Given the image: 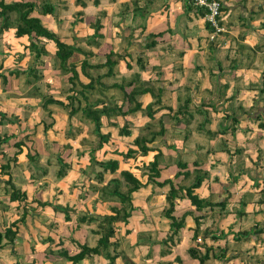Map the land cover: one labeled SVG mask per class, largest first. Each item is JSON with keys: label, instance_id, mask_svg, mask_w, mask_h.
Instances as JSON below:
<instances>
[{"label": "crops", "instance_id": "1", "mask_svg": "<svg viewBox=\"0 0 264 264\" xmlns=\"http://www.w3.org/2000/svg\"><path fill=\"white\" fill-rule=\"evenodd\" d=\"M4 1L8 3L15 0ZM62 1L68 3V0H50L49 4L51 3L50 5L53 10L50 14H39L37 9L39 8L38 6L41 0L38 4L35 1L38 8L33 10L30 15L37 17L40 23L48 30L57 34L61 41L79 46L83 51H91L93 54L87 57L90 64L103 61L104 54L109 50L120 54L125 53L124 59L119 60L115 65L114 75L102 79L105 85L111 84L112 82L120 83L123 79L132 77L133 73H138L142 81H153L155 82L154 84L157 81L165 92L169 94L176 92L174 106L164 99V103L171 108L174 109L176 107L178 103L177 99L182 100L187 95L190 97V107H195L193 109L194 118L190 128H188L189 134L187 138L188 140L198 141L199 143L194 144L191 148H184L182 151L187 156L190 153L186 152L187 150H191L193 154L191 160H185L187 161L186 169L191 170L192 160L199 158L202 161L200 168L207 172V176L198 187L193 189V193L198 198L208 197L212 203L223 198L226 199L222 208L215 206L203 209H196L186 197L175 199L172 214L176 220L182 217L183 224L177 229L176 234L172 236L174 243H169L171 245L169 248L178 250L186 247L190 243V238L194 241L199 239V243L194 246L199 248L200 251H203L205 246H211L215 252H218V249L221 248L225 250L224 255L220 259L215 258L210 260L212 264H252L249 261L253 260V258H255V264H264V127L261 128L258 126L264 119V115L261 112L264 107V0H218L220 2V14L217 20L223 30L214 33L213 38H210V32L206 26L207 21L204 15H199L198 9L202 10V8L193 6L185 0H136L135 8H133L134 6L130 0H106L109 6H103V4L99 3V0L97 4H93L92 0L91 2L80 0L84 4L80 6L76 3L80 1L72 0L74 6L73 9L72 6L70 7L71 11L67 14L68 18L66 19L64 18L65 15L59 11L60 7H66L67 5L59 4ZM89 4L95 9L93 14H88L87 12V7H90ZM77 11L80 14L76 15ZM96 18L100 20V32L103 35L99 40V45L92 46L87 44V39L93 32L91 23ZM59 28H72L71 36L66 35L67 37L64 36L63 38L59 35V32H61ZM149 34H156V36L151 39L148 38ZM0 35L4 38L9 35L12 37H9V39L11 38L10 40L3 39L4 43H12L10 45L11 49L8 50L11 54H5L0 46V104L5 105V108L10 107L11 109L13 107L11 112L4 111V108H1L0 112L7 114L8 117L9 115L10 117L15 115L17 119L13 124L8 122H2L0 124V133H12L13 138L9 140L10 143V141L13 142L21 138L25 133L27 134L25 128L28 127L21 126L22 123L20 121L23 120V117H21L22 115H20L21 112L19 109H29V105L36 106L37 104L41 110L40 97L33 95L32 86L34 82L27 84L32 88L27 87L26 90H24L25 88L19 90L20 85L19 80H17L19 76L16 77L13 74L14 71H23L29 66H23L24 59L28 57L27 54L34 55L33 51H29L26 48L27 38L24 36L15 37L13 28L4 30ZM38 40V44L42 45L43 54H45L44 57L51 60L54 59L56 62L54 68H56L57 59L54 57L55 47L53 42L42 37H39ZM149 40L154 41V46L141 51V45ZM104 46L107 47L106 51L104 50ZM84 57V55L75 52L69 61L78 64ZM137 57L143 59V65L145 66L143 70H139L135 64ZM9 60H11L10 64ZM4 62H7V64ZM125 62L130 64L129 69L126 68ZM40 67L44 66L41 65ZM40 71L42 78H44L45 74L43 72L45 70ZM57 71V69L54 70L55 73ZM89 71L95 73L94 69H90ZM123 71L130 73L128 77H125L126 74ZM102 72H104V69L100 70V73ZM116 76H120L119 82L116 78L114 79ZM22 77L25 79L24 74ZM108 79L111 80L108 81ZM79 80L85 82L87 79L79 75ZM38 85L36 84V86ZM128 89L129 87H126V90ZM112 90L116 89L108 88L106 91H102V93L108 97H113L116 101L118 97H116V92ZM38 91L41 92L39 88ZM26 92H29V95ZM44 93H49V91H45ZM53 93L50 91L53 98L59 99ZM95 97L102 98L101 94H97ZM93 99L89 100L91 101ZM137 99L142 103L141 107H144L146 103L151 101L148 93L139 96ZM211 102H213V105ZM254 103L256 104L254 105ZM83 104L81 103V105ZM226 105L228 106L226 107ZM54 106L56 105H48L50 111L54 110ZM237 106H244V109L248 110L247 113L237 115L235 122H232L229 116L225 118L229 115L228 112ZM224 108L228 111L224 110ZM255 108L256 111L253 112ZM195 109L197 112H195ZM41 113L43 116H38V124L33 122L35 124L32 127L35 128V131H37L36 128L41 129L46 136V132L48 133V130L54 126L56 121L54 117L53 119L49 118V120H46L44 117L46 113H43L42 110ZM161 113H164V111H161ZM256 115L257 117L255 118ZM141 118L145 119L138 126L148 120L140 112L135 113L133 116H116L114 119H111L114 122V126L107 125L106 119L101 118L102 127L100 131L102 133L109 132L111 138H125L133 133L132 129L128 126L130 122L140 121ZM204 118H207L205 122ZM64 119V125L61 130L62 137L65 138L64 142L59 145L52 138L48 137L47 142H44L45 146L43 147V151L47 155L45 157H51V159L53 157L54 161L51 159L48 160L51 164H56L55 155L60 153L63 161L70 164L68 170H76L78 165L75 166L76 162L73 163L72 159H75L78 155H80V158L85 159V165L89 164L87 152L90 144L88 145V150L82 152L85 149L83 145L86 143H81V140L84 138L88 141V133L77 117H71L67 120V114H65ZM74 120L76 123L73 122ZM163 121H167V116L163 115ZM50 122L52 124L44 131L42 124ZM67 122H69L68 125L70 127H78L81 129L72 138L65 137V130H67L68 126ZM3 123L6 124L4 127L1 126ZM123 123H127V128L130 132L129 135L117 134L118 127ZM196 123H200L201 128L197 129ZM138 126L135 129L133 128L136 131L132 138L136 135ZM175 128L178 131L177 133H180L177 135L182 137L183 125L179 124ZM212 132L214 134H211ZM29 138L31 139L32 137L29 136ZM163 138H167L168 142L166 145L171 146L170 140L173 137ZM110 142L111 140H108L98 151L103 152V149L107 148L106 144H110ZM161 142L163 143L165 140ZM32 143L31 141V146ZM66 144L69 147L63 149V146ZM33 148L37 151L36 146ZM171 148L173 149V147ZM12 149L13 147L8 143L2 145V150L8 155L12 154L14 151ZM110 150L114 151L115 149L112 148ZM160 150L163 152L161 148ZM98 151L94 152V154L98 155ZM115 151L117 152L118 150ZM80 152L82 154H78ZM25 153L26 149L23 148L19 155H24ZM151 154L152 152H149L147 157ZM104 155L103 160L108 158L116 159L114 158L116 155L114 156L111 153H105ZM106 155L109 157L106 158ZM168 155H172L175 158L173 154L169 153ZM1 162L3 160L0 158ZM160 167L158 181L163 178H170L174 184L179 182L181 176H173L178 169L174 164L168 166L160 165ZM169 169L171 172H168ZM135 170L138 171L137 168ZM132 173L136 175L135 172ZM108 178L109 175L105 177V180ZM140 181L145 182V180ZM189 181L190 177L185 180L184 184H188ZM83 184L82 181H79L75 183V187L72 186L75 197L79 195L80 190L83 193L82 200L80 201L81 208H83L85 203L86 205L88 204L85 201L91 194L92 196L94 194H89L83 188ZM147 187H151L154 191L157 190L158 195L161 193L160 198L165 203L164 193L168 188L167 184L158 187L152 182H148L131 193L132 209L127 217L126 223L120 222L119 226H121V229L123 228L122 235H132V232H134L132 236L134 243L137 239L136 234L139 232H142L141 234L139 233L140 237L143 236V232H170V221L163 215L162 220L165 222L166 230L159 231L157 228L158 222L154 221L152 216L148 217L140 213L142 212L140 210L142 207L141 195ZM218 187L220 190L216 192ZM246 191L251 194L247 196L245 194L247 193ZM57 192L52 203L70 207L72 210L68 213L69 219L65 220L62 212L53 211L47 206L48 211L50 210L52 212L47 217H50L49 220H52L53 224L41 222V229L44 232L41 229L39 232H21L18 229L12 245L4 244V240H2L0 264H11L10 261L12 260L14 264H19L18 261H15V258L9 259L13 255L15 257V239L19 237L23 238V245L30 247L31 252L35 253L34 256L41 255L39 261L32 259L35 264H43L44 259L48 260L47 257L44 258L43 256L47 253L46 249H48V246L53 247L51 250L63 248L68 253H72L75 249L69 252L63 244L70 237L82 243L78 240L79 232L77 231L81 230V225L85 223L80 225L77 222V214L75 217L70 216V214L77 213L76 210L78 208H74L75 206L72 205L73 201L65 203L63 197L65 190H61V192L57 190ZM97 192H95V196L98 198L96 200L97 203L95 201L93 202L95 203V212L96 214L107 213L103 208L104 206H102L106 203V200L100 199L98 197L99 191ZM252 192L256 194H252ZM0 201L9 207L8 199H1ZM81 215L87 214L83 213ZM198 216L200 218L198 219V224H196V232L193 234L195 228L194 218ZM94 229L95 226H91L89 231L93 232ZM247 229H252L253 233L246 234L247 236L244 235L243 233ZM116 231H118V228L117 230L114 229V232ZM31 236L35 240L39 238V241L33 244ZM45 237L50 239H45ZM58 244L61 245L57 246ZM88 245L92 246L90 244ZM162 250L165 251L164 248ZM168 252L165 251V255ZM8 256L10 257L8 258ZM174 256L176 255L172 256L171 264H177L173 261ZM56 257H58V254ZM92 257L104 259L96 255ZM100 259H97V261L103 263ZM165 259V262L170 261L168 260V256ZM88 260L90 259L84 258L76 264H89ZM66 262L70 264L69 261ZM186 262H191L188 255L184 261L181 260L182 264ZM50 263L56 264L54 262H47L45 264ZM159 263L164 264V262Z\"/></svg>", "mask_w": 264, "mask_h": 264}, {"label": "trees", "instance_id": "2", "mask_svg": "<svg viewBox=\"0 0 264 264\" xmlns=\"http://www.w3.org/2000/svg\"><path fill=\"white\" fill-rule=\"evenodd\" d=\"M80 2H76L77 5L83 6L84 4ZM130 2L134 6L133 8H135L136 0H130ZM92 3L97 4L98 0H92ZM38 7L34 0H15L8 3L4 0H0V33L8 28H13L15 37H26V48H28L29 51H33L34 57L36 58H39V56L44 53L42 45L38 44L39 37L53 42L55 47L54 57L57 59L56 69L59 74L65 77L67 82L64 101L53 98L50 93L42 94V92L38 91L35 82L42 78V74L36 65V59L34 63L30 64L25 70L14 71L13 74L16 77L24 74V81L27 84L34 82L32 88L33 95H38L40 97V108L47 116L51 113L48 105L54 104L66 111L67 120L71 117H77L79 119L81 124L86 128L89 136L92 137L90 140L91 144L89 142L90 146L87 153L89 164L95 163L99 167L92 176L97 183L101 184L98 188L99 197L102 200L115 199L120 203L119 206L110 205L107 213L104 214H95L94 216L79 215L76 217L79 224L95 222L93 233L97 235V237L94 245L89 246L85 241L79 243L76 240L71 239L75 246L74 252L68 253L66 249L63 248H58L56 250L48 248L46 252L51 254L56 253V255L58 254V256L64 261H69L70 264H76L84 258L90 259L93 255L104 258L108 264H115L114 260L121 252L117 250L118 241L114 238V224L119 220L126 223L127 217L132 209L130 198L131 193L148 182H152L158 187H162L165 184L168 185V188L164 193L166 207L163 209L162 215L170 221V232L169 235L162 240L163 243H165L166 240L171 241L172 236L176 234L177 229L183 224L182 217L176 220L172 214L175 199L186 197L196 209H203L206 207L211 208L215 206L222 208L225 204L226 198L212 203L208 197L198 198L193 193V189L198 187L204 177L207 176V172L200 168L202 161L199 160V158L192 160V169L187 170V161L180 158H173L168 155L165 156L160 150V145H158L161 141H164L165 138L163 137L172 136V129H175L179 124L183 125L182 139H187L189 134L188 128H190V125L192 124L194 118L193 109L195 108L190 107V97L187 95L182 100L177 99L178 103L173 109L164 103L165 91L163 90V87L160 86L156 80V84H154L155 82L153 81H142L138 73H133L132 77L129 79H123L120 83L112 82L111 84L105 85L102 82V79L114 75L113 71L115 65L119 60H123L126 54L115 53L112 50H109L104 54L103 61L90 64L87 57L93 54L91 51H83L79 46L61 41L59 36L45 28L37 17L30 15V13L37 8L39 14L52 13L53 10L49 2L41 0ZM198 12L200 16H203L205 9H198ZM78 14H80V12L77 11L76 15ZM206 23L208 31L212 34L213 28L208 25V22ZM91 25L93 27V32L88 37L87 44L98 46L99 40L103 35L100 32L101 24L99 18H96ZM155 36L156 34H149L148 38L153 39ZM153 46V40H149L148 42L145 41L141 45L140 50H147ZM75 52L85 56L78 64L69 61ZM135 64L139 70H143L145 67L141 57L136 58ZM125 66L127 69L130 68L128 62H125ZM90 69H94L95 73L90 72ZM103 69L104 72L100 73V70ZM79 75L84 76L87 80L85 82L80 81ZM28 76H30L31 79H29ZM126 87H129V89L126 90ZM108 88H114L118 91V98L116 101L119 103L116 102L113 97H108L106 94L102 93V91H106ZM259 92H261V90H259ZM145 93L149 94L151 101L146 103L144 107H141L142 103L137 98ZM97 94H101L102 98L95 97L93 100H89L90 96H96ZM81 101L84 103L83 105H81ZM236 108L238 109L240 106H237ZM236 108H232V115H227L225 118L231 116V121L235 122L237 120V115L236 117L234 115L237 110ZM161 111H164V113H161ZM137 112L146 116L148 120L138 126L136 135L131 140L132 146L126 147L125 150L119 153V155L123 159L131 158L134 160L138 155L145 157L149 152H152L149 159L145 162H140V165L136 167L139 171L138 175L140 177L134 175L128 169L119 168L116 159L108 158L106 160H98L94 156V152L101 149L102 145L105 144L110 137L109 132L102 133L100 131L102 127L101 118L106 119L107 125L114 126V122H112L111 119H114L116 116L123 117L125 115H134ZM195 112H197V110ZM241 112L245 113L247 111ZM261 112L264 115V107ZM163 115L167 116V121L165 122L163 121ZM256 117L257 115L255 118ZM16 120L15 115L7 118L4 113L0 112V124L2 122L13 124ZM206 120L207 118H204V122ZM51 122L42 124L44 131L50 127L52 124ZM68 124L69 122H67V125ZM258 126L261 128L264 127V119L258 124ZM196 128H201L200 123H196ZM80 131V128H72L68 125L67 130H65V137L72 138L75 136V133ZM117 134H130L127 128V123H123L118 127ZM211 134H214V132ZM11 138H13L12 133H0V158L3 160V162L0 163V173L4 177L2 180L3 184L8 188V190H6L8 191V202L17 203L14 207L17 209L20 208L21 211L17 218L10 220L2 229L0 228V247L3 245L2 240H4V244H13L15 235L18 232L17 224L24 222L25 216L34 211V209L26 202V192L18 189L11 182L9 168L10 165L17 164V156L22 152L23 148L26 149L25 157L28 161L37 159L35 157L37 152L33 151L32 154H30V151H28L31 148L29 134L25 133L21 138L13 142L10 141L9 143ZM93 138L94 140H92ZM85 141L86 139L84 138L81 140V143H86ZM7 143L14 148L11 155L6 154L2 150V145ZM68 147L69 146L66 144L63 146V149ZM114 152L116 151L114 150ZM55 162V165H57L55 174L57 177H61L70 168V164L63 161V158L60 157V153L55 155ZM171 164H174L178 168L173 176L177 177L180 175L181 179L179 182L174 184L170 178H163L158 181L161 169L160 165L168 166ZM107 174L109 175V178L105 180V175ZM142 176L145 177V182L140 181L139 178H142ZM189 177V183L184 184L185 180ZM34 201L36 205H39L40 207L49 206L53 211L62 212L64 214V219H69L68 213L72 210L70 207L36 199ZM199 218L200 216L194 218L195 228L193 234L196 232V224H198ZM243 234L246 235L247 233L244 232ZM136 237L139 239L140 234H136ZM45 239L49 240L50 238L45 237ZM160 253H165V251H161ZM186 253L191 259V262H186L184 264H212L210 260L221 258L224 255L225 250L221 248L218 249V252H215L211 246H205L203 251H200L199 248L193 246L187 248ZM173 261L182 264L180 258L177 256H174ZM171 263L172 262L170 261L164 262V264ZM121 264H128V261L124 260Z\"/></svg>", "mask_w": 264, "mask_h": 264}, {"label": "rangeland", "instance_id": "3", "mask_svg": "<svg viewBox=\"0 0 264 264\" xmlns=\"http://www.w3.org/2000/svg\"><path fill=\"white\" fill-rule=\"evenodd\" d=\"M37 2V4L39 3L40 0H35ZM44 1H48L50 2V0H44ZM89 2H91V0H87ZM66 1H62L59 2V4H67L66 7H60V12L61 14L65 15L64 18H68L67 14H69V12L71 11L70 7L72 6L73 9V4H72V0H68V3ZM99 3L103 4V6H107V1L106 0H99ZM51 4V3H50ZM90 7H87V12L92 13L94 12V8H92V6L89 4ZM109 6V5H108ZM79 11V10H78ZM79 26V25H77ZM61 32H59V35L62 36L64 38L67 36H71L72 34V28H59ZM236 30V28H234ZM7 34V33H6ZM67 35V36H66ZM9 37H11L10 35L7 36L6 38H4L2 35H0V46L2 48V50L4 51L5 54H11L8 50L11 49L10 45H12V43L8 42V43H4L3 39H9ZM12 38V37H11ZM10 38V39H11ZM9 39V40H10ZM104 50H107V47L104 46ZM130 48H132V46H130ZM27 52V51H26ZM29 52V51H28ZM28 57H26L23 61V66L26 67L32 63H34L35 59H36V65H40L38 66L40 70H45V72H43L45 74L44 78H41L40 80H38L37 82H35L36 84H39L38 86H36L37 88L40 89V91L42 93H44L45 91H50L54 92L53 94H55L54 96H57V98L64 100V95H65V89L67 88V82L65 80V77L61 74H59V72L57 71V73L54 72V70L56 68H54L56 66V62L54 61V59H48L45 58V54H41L39 56V58L34 57V55L32 54H27ZM46 60V61H44ZM48 60V61H47ZM7 64V62H4ZM11 63V60H9V64ZM41 65H43L44 67H40ZM12 68V66H10ZM125 75V77H128V71H123ZM23 76V75H22ZM19 76V78L17 80H19V90L20 89H24L26 90V88L31 86H28L27 83L24 82V77ZM28 78L30 79V76H28ZM116 78V80L119 82L120 81V76H116L114 77V79ZM107 80V79H106ZM111 79H108V81H110ZM23 91V90H22ZM114 92H116V97H118V92L116 90H112ZM27 95H29V92H26ZM258 94V93H257ZM175 96H176V92H172V93H168L165 92L164 93V99H166V101L171 104H173V106L175 105ZM29 97V96H28ZM95 96H90L89 99H93ZM257 97V96H256ZM141 99H144L142 97H140ZM231 98H233L231 96ZM15 103V102H14ZM81 103H83L81 101ZM213 105V102H211ZM256 103H254L255 105ZM0 109L4 108V111H9L11 112L13 110V107L9 108H5V105L0 104ZM15 106H17V104H15ZM28 106V105H27ZM228 105H226L227 107ZM29 109H23L20 108L19 111L21 112L20 115H22L21 117H23V120L20 121L22 123L21 126H26L28 128H25V130L27 131V134H29V136H31V141L35 144L34 146H36V158L33 161H28L25 157V154H21L17 157V164L14 165H10L9 168V173L11 175V182L13 183V185H15L18 189L20 190H24L26 192L27 195V199L26 202L28 203L29 206H31L34 211H32L31 214H27L25 216L24 222L22 223H18L17 224V228L21 230V232H39V230L42 227V223L41 222H45V223H50L53 224L52 220H49L50 217H47V215L49 216V214H51L52 212L49 210L48 208H46L47 206H43L40 207L39 205H36L35 203V199L36 200H40V201H47L52 203V201H54L55 199V195L57 190H59V192H61V190H65V193H63V197H64V201L65 203L67 202H72V205H74L75 209L78 208L77 213H73L70 214V216L72 217H76L86 213L88 216H94L96 214L95 212V203H93L94 201L97 203V196H95V192L98 191L99 188V184H97V182L95 181V179L92 177V174L94 175V173L96 172V170L99 169L97 164H87L84 163L85 159L84 158H80L78 155V157H76L75 159H72L73 163H75V166L78 165V168L76 170H67L66 173L61 176V177H57L55 172L57 169V165L55 164H51L50 161H48L49 159H51V157H45L47 156L46 154H44L43 151V147L45 146V143L47 142V138H52V140H54L57 144H62L64 142V137H62L61 134V130L62 127L64 125V115L65 110H63L61 107L59 106H54V110L51 111L50 115L47 116L45 114V118L46 120H49V118L54 117L55 119V124L54 126L49 129L51 131L48 130V133L46 132V136L45 134H43L44 132L41 129H37V131H35V128L32 127L33 124L37 123L38 118L43 115H41V110L39 109L38 105L36 104V106L34 105H29L28 106ZM257 108V107H256ZM256 108L253 110V112L256 111ZM224 110H227L226 108H224ZM228 111V110H227ZM241 111H248L247 109H244V106H240V108H238L234 115L236 117V115H240L242 112ZM6 113V112H5ZM44 113V112H43ZM229 115H232V110H230ZM247 113V112H245ZM12 114V113H11ZM7 118L8 115L4 114ZM10 116V115H9ZM14 116V115H13ZM39 116V117H38ZM133 116V115H131ZM138 117H142V116H138ZM231 117V116H230ZM229 117V118H230ZM199 118V117H198ZM237 118V117H236ZM139 119V118H138ZM145 118H141L140 121H131L129 128L132 129L133 133L130 136H127L125 138H109V140H111L110 144H106L107 148L103 149L104 151H98L97 154L95 155L96 158L98 160H103L105 156V153H111L113 154L118 161L119 167L123 168V169H129L132 172H135V174L140 177L138 174L139 172L137 170H135L136 167H138L140 165V162L142 161H146L147 159L150 158L151 155H149L148 157H142V156H137L134 160L131 158H126L123 159L119 156V153H121L123 150H125L126 146L131 145V139L132 136L134 134V132L136 130H134L138 124H141L143 122ZM122 120V119H121ZM35 122V123H33ZM74 123L75 120L73 121ZM38 124V123H37ZM6 124L3 123L1 126H5ZM12 128H14L12 126ZM134 128V129H133ZM176 130V131H175ZM177 129L175 128L174 130L172 129V139L170 140L171 146H167L166 143L168 142L167 138H165V142H160L158 145H161V149L162 154H165V156H167L169 153L173 154V156L176 158H180L182 160H191V158L193 157L192 151L191 150H187L186 152H190L188 153L189 156H187L182 150H184V148H191L194 144H198V141H193V140H188V138L186 140H183L182 137H180L177 134ZM182 134V133H181ZM85 136V134H84ZM179 136V137H177ZM87 137V136H86ZM46 138V139H45ZM88 141H86V144L83 145V147L85 149H83L82 152H86L88 149V145L89 142L91 144V138L88 134ZM94 140V138L92 139ZM113 140V141H112ZM46 141V142H45ZM45 142V143H44ZM33 143L31 148L28 150L30 151V154H32L33 151H35V149L33 148ZM88 143V144H87ZM173 147V149L171 148ZM115 149L118 150L116 153H114V151H111L110 149ZM14 149V148H13ZM12 149V150H13ZM175 149V150H174ZM173 150V151H172ZM78 154H82V153H78ZM118 155V156H117ZM170 157H172V155H168ZM109 157L108 155H106V158ZM46 159V160H45ZM53 157H52V159ZM168 172H171V170L169 169ZM108 175V174H107ZM105 175V177L107 176ZM2 178L3 176L0 173V200L1 199H8V188L3 184L2 182ZM83 178V180H82ZM205 178V177H204ZM140 180H145V177L142 176V178H139ZM86 180V181H85ZM79 181H82L83 184V188L89 193H94L93 196L91 194V196L85 201L88 202V204L83 206V208L80 207V201L82 200V196L83 193H80L78 196L75 197L73 191V187L72 186H76L75 183H78ZM68 190V191H66ZM90 190V191H88ZM220 189L218 187V190L216 192H218ZM76 192V191H75ZM144 193H142V197H141V203H142V207L140 208V210H142V212L145 214V216H152L153 220L158 222L157 228L159 229V231H164L166 230V225L165 222L162 220V212L163 209L166 207V204L163 203V200L160 198V194L158 195V191L157 190H152L151 187H147L143 190ZM162 192V191H159ZM247 192V191H246ZM58 193V192H57ZM98 193V192H97ZM76 194V193H75ZM247 196L249 194H251L250 192L245 193ZM252 194H256L254 192H252ZM99 197V195H98ZM257 197V196H256ZM255 197V198H256ZM100 198V197H99ZM2 201H0V228H2V226L6 225L10 220H13L15 218H17L20 215V208H16L14 207L17 203L15 202H10L9 201V207L8 205H4L3 203H1ZM115 204L116 206H119L120 203L118 201H116L115 199H108L106 200V203H104V210L107 212L108 211V207L110 205ZM4 205V206H3ZM139 206V204H138ZM5 207V208H3ZM3 208V209H2ZM51 212V213H50ZM220 213V212H218ZM46 217V218H45ZM76 222V221H75ZM121 221H117L114 226L115 230L118 231L115 232V238H117L116 240L118 241V247L117 250L120 253V255L118 257H116V261L114 260L115 264H121L122 261L126 260L128 261V264H159V262H165L166 261V257L168 256V260H170L171 262V258L173 255H176L177 257L180 258V260H183L187 258V253H186V248L189 247H193L194 245H197L199 243V239L197 240H193L192 238H190V243H188V245H186V247L181 248V249H174V248H169L172 244L174 243V239H172L171 241H167L166 243H163L162 240L165 239L167 237V235H169V232H143V236L140 237V239H136L135 243H134V238L133 233L132 235H122V230L121 226H119V223ZM86 223V222H85ZM82 224V223H81ZM80 224V225H81ZM95 222H88L86 224L81 225V230H78L77 232H79V238L78 240H80L81 242L85 241L90 245H94L95 243V239L97 237V235H95L93 232L89 231L91 226H95L94 225ZM218 225V224H217ZM53 226V225H52ZM119 226V227H118ZM123 226V225H122ZM42 231V229H41ZM44 232V231H42ZM140 234L142 232H139ZM147 233V234H145ZM247 235L252 232V229H247L246 231ZM33 236H31V241H33V244H36L39 241V238L36 240L32 239ZM72 238L70 237L69 240H67L63 245L67 247V249L69 250V252H72V250L74 251L75 246L73 245V241L71 240ZM23 238L19 237L15 239V257L14 255L12 257L8 256L9 259L11 258H15V261H18L19 264H35L32 259H36L37 261L40 260L41 255L37 256L31 252V249H29L30 247L23 245L22 243ZM198 241V242H196ZM140 242V243H138ZM171 242V243H170ZM178 243V241H176ZM62 244V242H60ZM170 243V244H169ZM58 244L57 246L61 245ZM203 244V243H202ZM188 246V247H187ZM32 247V245H31ZM165 249V251H169L168 254L165 255V253H160L163 248ZM177 247V246H175ZM11 248V247H10ZM13 248V247H12ZM47 248L49 249H53L52 246H48ZM169 248V249H167ZM34 249V248H33ZM47 251V249H46ZM44 253V252H43ZM6 254H8V252H6ZM44 258H48L44 259V262H54L56 264H67L66 261H64L61 257H56V253L51 254V253H46L45 255H43ZM182 258V259H181ZM97 259L100 258H96V257H91L90 260H88L89 264H108L106 260L104 259H100L103 261V263H101V261H97ZM220 259V258H219ZM254 259L249 261V263L251 262L252 264L254 263ZM13 261V260H12ZM11 262V264H14V262ZM60 261V262H59ZM247 261V260H246ZM43 262V264H45ZM177 263V262H176ZM51 264V263H50ZM179 264V263H177ZM218 264V263H217Z\"/></svg>", "mask_w": 264, "mask_h": 264}, {"label": "built area", "instance_id": "4", "mask_svg": "<svg viewBox=\"0 0 264 264\" xmlns=\"http://www.w3.org/2000/svg\"><path fill=\"white\" fill-rule=\"evenodd\" d=\"M193 6L205 9L204 18L213 28V33L210 34L212 38L214 33L223 30L222 26L218 24L217 17L220 14V3L218 0H185Z\"/></svg>", "mask_w": 264, "mask_h": 264}]
</instances>
